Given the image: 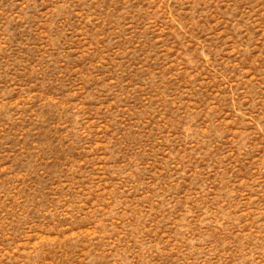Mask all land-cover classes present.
<instances>
[{
    "label": "rangeland",
    "instance_id": "obj_1",
    "mask_svg": "<svg viewBox=\"0 0 264 264\" xmlns=\"http://www.w3.org/2000/svg\"><path fill=\"white\" fill-rule=\"evenodd\" d=\"M0 264H264V0H0Z\"/></svg>",
    "mask_w": 264,
    "mask_h": 264
}]
</instances>
